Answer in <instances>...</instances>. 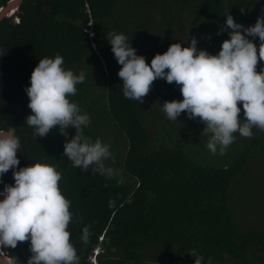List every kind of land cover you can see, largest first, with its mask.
Segmentation results:
<instances>
[{
	"label": "trees",
	"instance_id": "trees-1",
	"mask_svg": "<svg viewBox=\"0 0 264 264\" xmlns=\"http://www.w3.org/2000/svg\"><path fill=\"white\" fill-rule=\"evenodd\" d=\"M9 1L0 0V8ZM228 14L252 26L264 16V0H22L0 19V129H15L18 168L42 163L61 173L59 187L72 213L67 230L79 264H91L95 248L96 264H264V226L249 229L239 222L237 208L247 192L235 193L249 182L252 159L264 160V135L242 141L229 164H207L205 149L187 141L205 144L210 136L202 135L204 124L186 113L170 121L162 111L165 101L183 99L180 86L158 78L143 103L125 98L121 65L107 38L124 34L150 65L173 43L188 46L194 37L201 50L205 37L230 39L221 31ZM174 28L189 33L184 40L169 38ZM248 38L259 49L258 37ZM57 54L65 70L85 74L69 100L90 116L84 135L110 145L105 174L93 171L95 165L73 167L63 156L74 128L68 137L58 126L36 137L26 123L31 74L40 59ZM12 171L0 178V190L14 185ZM85 227L91 233L86 244ZM5 251L16 264H27L32 255L30 241Z\"/></svg>",
	"mask_w": 264,
	"mask_h": 264
},
{
	"label": "clouds",
	"instance_id": "clouds-1",
	"mask_svg": "<svg viewBox=\"0 0 264 264\" xmlns=\"http://www.w3.org/2000/svg\"><path fill=\"white\" fill-rule=\"evenodd\" d=\"M226 17L221 31H228L230 39L223 41L217 55L198 50L193 37L188 46L171 44L149 65L145 57L136 54L124 34L112 32L107 37L121 65L118 76L123 82L124 97L143 103L156 79L175 83L183 99L165 101L162 111L170 121H177L181 113L189 119L198 118L204 124L202 135L210 136L207 148L221 155L234 142V134L250 138L253 128L264 131V68L257 71L258 62L264 61V16L249 27L235 22L230 14ZM248 37L259 38V49ZM63 64L59 54L39 60L31 74L30 87L25 89L31 109L26 123L36 137L47 136L57 126L60 134L68 137L67 130L74 128L75 135L66 140L63 156L73 167L87 170L95 165L93 171L105 174L110 171L104 163L112 158L110 145L99 138L93 142L84 135L90 116L69 100L76 95V86L85 81V74L65 70ZM19 149L15 129H0V178L11 169L15 181L14 185L5 184L0 192L4 196L0 200V264H16L14 258L6 256L5 249H14L26 241H30L32 253L27 264H79L67 230L72 213L70 201L59 187L61 173L55 166L42 163L18 168ZM90 235L85 227L82 242L88 243Z\"/></svg>",
	"mask_w": 264,
	"mask_h": 264
},
{
	"label": "rangeland",
	"instance_id": "rangeland-1",
	"mask_svg": "<svg viewBox=\"0 0 264 264\" xmlns=\"http://www.w3.org/2000/svg\"><path fill=\"white\" fill-rule=\"evenodd\" d=\"M189 29L190 28H188V30ZM188 33L189 32L174 28L172 30V35L169 36V38L175 36L181 38V40H184L185 36L188 35ZM163 38L168 39V35L166 34ZM222 43V41H217L210 37H205L199 41V48L201 50H206L209 54H216L215 52L219 53ZM257 68L258 71H260L261 68H264V61H259ZM158 107L159 108H156V113H159L161 110V106ZM166 131L167 130H165L164 132ZM260 131L261 130L257 128H253V135L250 138L257 136V134L264 135V131ZM152 132H154L155 134L157 133L156 130H152ZM235 135L238 137V140H234V142L227 148L226 153L224 155H221L219 151H217L216 154H213L207 148L208 141H205V144H202L203 142L200 143L199 139L197 140L195 138L187 139V141L190 142L192 145L198 144L200 145V147L205 149V156L207 155V158L205 157V161L207 164L219 163L220 165H227L231 162L232 157L238 155L240 151L239 148L242 147V141L250 139L240 136L239 133ZM171 142L176 143L177 140L171 139ZM192 153L194 152L192 151ZM253 161L254 164L250 166L249 169V172L252 173L249 182L242 185L235 191L236 195L238 196L242 192H247L246 197L244 198V202L241 204V206L237 208V217H239V222L249 229H252L254 227L263 228L262 226H264V160H258L253 158L251 162L253 163ZM179 264H188V261L179 262Z\"/></svg>",
	"mask_w": 264,
	"mask_h": 264
},
{
	"label": "water",
	"instance_id": "water-1",
	"mask_svg": "<svg viewBox=\"0 0 264 264\" xmlns=\"http://www.w3.org/2000/svg\"><path fill=\"white\" fill-rule=\"evenodd\" d=\"M21 1L22 0H10L9 2H7V4L3 8H0V19L3 16L10 17L17 10V7ZM0 192H3V190H0ZM3 199H4V196L0 195V200H3ZM6 256L8 257V255Z\"/></svg>",
	"mask_w": 264,
	"mask_h": 264
},
{
	"label": "built area",
	"instance_id": "built-area-1",
	"mask_svg": "<svg viewBox=\"0 0 264 264\" xmlns=\"http://www.w3.org/2000/svg\"><path fill=\"white\" fill-rule=\"evenodd\" d=\"M100 252V249L99 248H95L93 251H92V254L89 256V261L90 263L92 264H96V255Z\"/></svg>",
	"mask_w": 264,
	"mask_h": 264
}]
</instances>
